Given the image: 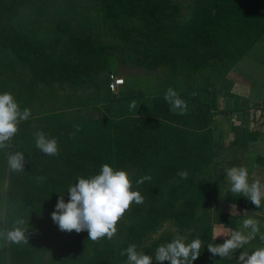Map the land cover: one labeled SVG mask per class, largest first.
Segmentation results:
<instances>
[{
  "label": "rangeland",
  "instance_id": "1",
  "mask_svg": "<svg viewBox=\"0 0 264 264\" xmlns=\"http://www.w3.org/2000/svg\"><path fill=\"white\" fill-rule=\"evenodd\" d=\"M134 1L135 8L137 7L139 11L129 9L132 7L127 2L122 5L118 13L112 15L104 10L100 0H26L25 3L18 5L14 14L19 20V32L32 43L31 45L38 46V51L45 60L54 59L57 62H65L75 72V76H81L74 81L45 82L42 71L25 64L0 36V92L11 91L16 96L26 94V88L29 87L32 90L30 97L39 100L38 102L48 111L61 114L66 123L65 126H54V131L50 132L52 136L58 138L59 154L57 156L42 154L45 171L52 180L63 187L75 183L79 176L87 177L97 174L104 163L114 168L126 169L130 174L135 173L142 165L138 156L128 153L122 160L108 161L107 158H103V155L106 151L117 154L114 149L117 141L125 150L134 144L138 134L133 128L137 121L155 118L152 101L157 96L164 95L169 86L177 92L196 87L203 90L214 88L217 92L216 100L221 93L224 77L221 81H215V78L223 76L224 66L222 65L204 68L189 79L182 74H170L167 60L161 61L151 69L135 64V60L142 57L147 44H177L187 51L203 49L184 37L180 28L181 23L190 18L194 9V0H172L171 17L155 24L149 23L142 14L146 8V1ZM2 2L3 0H0V6ZM10 3L5 4L6 11L9 10ZM261 45H264V36L260 44L254 46V50H258ZM250 60L252 61V58L249 55L244 56L236 61L233 68L240 67L243 61L250 63ZM110 75L124 80L116 91L110 90ZM10 78L11 82L8 81ZM107 85L110 92L118 96H127L129 93L138 95L133 99L136 102V108H129L133 100L122 104L110 103L106 92ZM29 108L32 109V117L20 125V131L46 127V122L39 118L33 107ZM80 116H91L103 121L115 119L123 124L118 129L105 127L108 129L109 136H112L110 140L107 134L100 131L72 136L69 126ZM225 120L220 117V113H216L213 115L212 125L221 129L220 125ZM223 124L225 125L226 121ZM156 128L153 124L147 125L151 136L158 132L164 135L170 130L165 126H160L158 130ZM219 155L218 159L216 156L218 161L226 157L227 153L221 152ZM227 167L225 164L221 167L217 165L216 174L223 172ZM7 170L5 164L0 162V232L6 233L7 226L10 227L8 230L13 228L14 222L19 218L28 221L27 235L33 237L39 246L43 245V248L40 247L34 250L35 252L28 253L27 263L50 264L48 261L60 249L59 246L67 248L77 245L81 236H86L88 239L87 231L79 233L74 230L60 231L58 225L51 219L55 206L50 203L35 206L33 210L20 205L18 212H14L15 217L11 216L5 202L7 186L10 184ZM211 175L212 165L209 162L200 169L190 172L186 179H181L174 174L163 181L156 177L153 180H146L138 188L136 183H133V190H139L142 195L146 194L144 202L131 205L118 222L117 232L111 240L107 238L101 240L105 243L117 244L121 242L125 232L131 228L133 215L140 219L165 209L167 211L161 216L157 226L149 229L143 236L138 250L154 255L155 249L160 244L170 242L174 235L179 233L186 237L188 242L200 238L205 244L201 248L199 258L193 264H203L205 257L209 260V264H220L217 256H212L207 249L208 243L221 242L215 240L216 223L227 221V218L215 214L218 204L210 200L197 206L194 214L203 219L196 218L197 220L188 227H180L170 215L173 212H180L186 205V199L190 195L187 185L193 184L196 188L208 182ZM179 187L186 192H178ZM171 192L172 202L169 198ZM204 222L210 225L208 232L203 227ZM11 245L12 243L7 242L5 238H0V264H11V259L17 255L11 258L8 254ZM126 260L120 264H126ZM153 264H156L155 260ZM163 264L168 262L165 261Z\"/></svg>",
  "mask_w": 264,
  "mask_h": 264
},
{
  "label": "trees",
  "instance_id": "2",
  "mask_svg": "<svg viewBox=\"0 0 264 264\" xmlns=\"http://www.w3.org/2000/svg\"><path fill=\"white\" fill-rule=\"evenodd\" d=\"M25 1L3 0L0 6V36L3 37L2 41L6 45L9 44L10 48L23 59L25 64L42 71L45 82L79 79L81 76H75V72L65 62H57L54 59L45 60L38 51V46L31 45L32 43L19 32V20L15 17L14 11L18 5L25 3ZM145 1L146 8L142 14L149 23L155 24L162 19L171 17L172 0ZM9 2H11L9 10L6 11L5 4ZM100 2L104 10L111 15L118 13L122 9V5L127 2L132 7L129 9L139 11L137 7V9L135 8L134 0H126V2L125 0H100ZM194 2V9L190 18L183 21L180 28L184 37L203 47V49L187 51L177 44H147L142 57L137 58L135 64L151 69L161 61L167 60L170 74H182L189 79L196 76L204 68H214L217 65L224 66L223 76H218L215 81H221L233 69L236 61L244 56L249 55L253 60L264 64V45H261L258 50H254V46L260 44L264 36V0H194ZM11 80L10 78L8 81L11 82ZM214 86L216 85L214 84ZM26 89V94L16 95L17 100L21 106L33 107L39 118L46 122L47 126L30 130L22 129L9 142L11 147L0 149V162H3L5 167H7L6 153L17 150L25 152V165L22 172H12L7 167L10 184L7 186L5 202L9 214L14 215L13 217H15L14 212H18L20 205L31 210L35 206H42L45 203L55 206L60 194H63L67 202L69 199L67 189L71 185L63 187L51 179L42 164L44 162L43 153L35 148L32 135L37 129H42L46 133L53 132L54 126H65L66 123L61 114L48 111L38 102L39 100L30 97L32 90L29 87ZM106 90L108 100L113 104H122L138 97L133 93H129L127 96L115 95L110 92L108 85ZM178 93L187 102L185 114H173L170 112L169 105L164 101V95L157 96L152 101L155 118H151L152 120L140 119L133 128L138 134L134 144L125 150L117 141L114 147L117 154L106 151L103 158H107L108 161L122 160L128 153L138 156L142 165L135 173L131 174L133 183L145 175H150L152 180L156 177L163 181L179 171L186 170L189 174L210 162L212 165L211 179L196 188L193 184L187 185L190 195L186 199V205L180 212L170 214L183 228L188 227L197 219H203V217H196L195 209L197 206H201L210 200L214 201L218 197L226 173L224 170L216 174L217 165L221 167L223 164L222 158L217 160L220 157L218 154L220 142L212 125L213 115L221 113L216 101L217 92L214 88L203 90L196 87ZM122 124L121 121L115 119L103 121L91 116H80L74 119L69 127L73 132V126L79 125L80 131L75 135L100 131L107 134L110 140L112 136H109L108 129L105 127L118 129ZM148 124L155 125L156 130L160 126L168 127L170 130L164 135L158 132L151 136L147 130ZM239 139L242 140L243 137L238 136L232 142L238 143ZM1 174L3 173L1 172ZM37 176H45L47 179L38 183L36 181ZM177 191L186 192L183 191L182 187L177 188ZM145 195L143 193L144 197ZM169 198L172 202V192ZM166 211L160 209L156 213H151L140 219L133 215L131 228L125 232L121 242L117 244L105 243L102 240L91 241L86 236H81L77 245H71L67 248L59 246L60 249L48 263L120 264L127 259L126 255H120L121 251L133 243L137 245L138 249L143 236L149 229L157 226L161 221V216ZM206 223L204 222L203 227L208 232L210 225ZM8 228L10 227L7 226L5 231ZM27 236V243H12L10 246L8 254L11 258L17 254L11 259V264H38L37 262L27 263V254L37 248H43V245L39 246L33 237ZM57 244L60 245V243ZM203 264H209L206 257L203 259Z\"/></svg>",
  "mask_w": 264,
  "mask_h": 264
},
{
  "label": "clouds",
  "instance_id": "3",
  "mask_svg": "<svg viewBox=\"0 0 264 264\" xmlns=\"http://www.w3.org/2000/svg\"><path fill=\"white\" fill-rule=\"evenodd\" d=\"M164 101L169 105L170 112L183 115L187 111V102L180 97L179 93L169 86L164 93ZM130 109L136 108L133 100L129 104ZM32 117V109L21 107L20 102L11 91L0 92V149L11 147L10 141L20 131V125ZM74 131L70 134L75 136L80 131L79 125H74ZM34 145L37 150L46 156L59 154L58 138L46 133L42 129L33 132ZM7 167L12 172H22L25 165V152L17 150L6 153ZM30 157V154H29ZM226 178L230 184L229 191L234 196L247 198L257 209L264 208V182L259 178L249 179V169L245 165H234L225 169ZM177 175L186 179L188 172L179 171ZM47 179L45 176H37L36 181L42 183ZM151 180L150 175H145L136 180L137 188L144 181ZM67 192L69 199L66 202L63 194L59 195L58 201L51 213V219L63 232L77 233L88 232V239L98 241L104 238L111 240L117 232V224L133 203L142 204L144 196L139 190H133L131 174L123 168H114L108 163L101 165L97 174L87 177L79 176L75 183L71 184ZM233 206V205H232ZM15 226L7 232H0V238L7 242L20 244L27 243L26 235L29 227L28 221L23 218L17 219ZM260 221L253 216L242 220L238 229L230 233H219L215 240L223 237L222 243H208L207 249L212 256L220 259L233 255L238 249H243L237 258V264H264V246L257 247L249 253L244 246L256 239L264 241V233L260 230ZM204 243L200 238L190 242L186 237L177 233L170 242L160 244L153 254H147L138 250L136 244H130L122 250L120 255L127 257L126 264H193L201 254Z\"/></svg>",
  "mask_w": 264,
  "mask_h": 264
},
{
  "label": "crops",
  "instance_id": "4",
  "mask_svg": "<svg viewBox=\"0 0 264 264\" xmlns=\"http://www.w3.org/2000/svg\"><path fill=\"white\" fill-rule=\"evenodd\" d=\"M248 61H243L240 67L233 68L224 76L221 93L216 101L221 110L220 117L226 119V124L223 121L221 129L217 126L213 128L221 140L218 154L227 153L226 157H222L223 165H245L249 169L250 181L259 178L264 182V64L253 59L250 63ZM238 136L243 139L233 143L232 140ZM229 189L230 184L225 175L221 191L213 203L219 205L215 214L227 218V221L216 223L214 236L238 229L242 220L248 216L260 221V230L264 233V208L257 209L247 198L234 196ZM223 239L217 238L220 243ZM261 246H264V241L259 239L258 234L244 248L251 253ZM241 251L243 249H238L233 255L223 259L217 256V261L220 264H237Z\"/></svg>",
  "mask_w": 264,
  "mask_h": 264
},
{
  "label": "built area",
  "instance_id": "5",
  "mask_svg": "<svg viewBox=\"0 0 264 264\" xmlns=\"http://www.w3.org/2000/svg\"><path fill=\"white\" fill-rule=\"evenodd\" d=\"M124 83L123 78H118L117 76L110 75L109 87L111 91H116Z\"/></svg>",
  "mask_w": 264,
  "mask_h": 264
}]
</instances>
